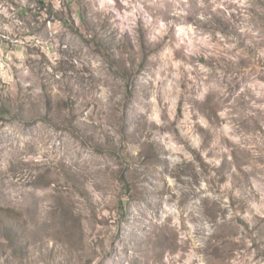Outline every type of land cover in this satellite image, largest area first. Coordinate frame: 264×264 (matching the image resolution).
<instances>
[{
    "label": "rangeland",
    "instance_id": "rangeland-1",
    "mask_svg": "<svg viewBox=\"0 0 264 264\" xmlns=\"http://www.w3.org/2000/svg\"><path fill=\"white\" fill-rule=\"evenodd\" d=\"M0 264H264V0H0Z\"/></svg>",
    "mask_w": 264,
    "mask_h": 264
}]
</instances>
